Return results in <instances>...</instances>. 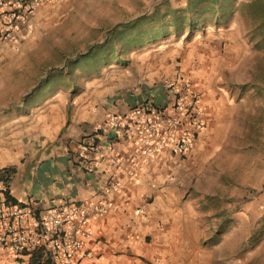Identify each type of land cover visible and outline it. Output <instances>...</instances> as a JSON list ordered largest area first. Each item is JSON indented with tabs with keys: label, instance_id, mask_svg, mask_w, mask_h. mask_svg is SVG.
Listing matches in <instances>:
<instances>
[{
	"label": "crops",
	"instance_id": "obj_1",
	"mask_svg": "<svg viewBox=\"0 0 264 264\" xmlns=\"http://www.w3.org/2000/svg\"><path fill=\"white\" fill-rule=\"evenodd\" d=\"M64 1L43 2L32 20V33L21 35L17 46L0 40V64L9 63L12 69L20 61L25 65L54 66L53 73L58 72L66 84L45 95L46 105L33 108L38 112L32 113L31 120L0 123V170L16 168L9 184L11 196L33 207L62 201H107L108 212L91 219L87 226L92 236L85 240V249L95 257L83 259L80 264H190L192 219L184 217L180 202L184 177L191 174L194 160L199 156L206 164L207 151L214 147L211 137L207 138L209 143L206 139L214 117L204 93L194 86L201 94L206 128L188 153L165 149L144 165L138 147L125 139L105 150L99 168L87 170L75 161L77 147L111 115L127 117L149 101L168 115H175L171 108L173 92L168 90L167 81L174 80L177 73L169 59L159 57L160 49L167 47L170 39L123 49L119 58L102 61L96 70L75 64L92 46L104 44L114 27L106 31L100 27V41L87 43L81 52L62 57L60 63L51 62L48 51L57 50L62 40L63 19L77 15L59 9L56 3ZM9 56L19 60L7 62ZM174 82L183 83L180 78ZM114 154L123 161V170L115 174L120 188L109 182L107 168ZM17 177L23 178L20 190L13 186ZM39 260L37 254L17 256L0 246V264H43Z\"/></svg>",
	"mask_w": 264,
	"mask_h": 264
},
{
	"label": "rangeland",
	"instance_id": "obj_2",
	"mask_svg": "<svg viewBox=\"0 0 264 264\" xmlns=\"http://www.w3.org/2000/svg\"><path fill=\"white\" fill-rule=\"evenodd\" d=\"M252 1L236 0L232 14L219 25L212 23L189 39L187 32L161 38L170 44L160 49L159 57L175 66V79L193 80L214 117L206 134L214 144L207 151L208 161L204 164L199 156L194 160L182 188L180 205L184 217L192 219L190 264H264V41L253 39L262 21L253 19L247 8L238 10V4ZM162 3L177 9L188 0L56 3L66 14L77 15L63 19L62 40L57 50L48 51L49 60L60 63L62 57L75 56L87 43L100 41V27L106 31L150 14ZM15 60L9 56L7 62ZM14 66L0 64V123L31 120L38 112L33 108L46 105L45 95L66 85L65 78L53 73L54 66L22 61ZM22 185L23 178L17 177L14 189Z\"/></svg>",
	"mask_w": 264,
	"mask_h": 264
},
{
	"label": "built area",
	"instance_id": "obj_3",
	"mask_svg": "<svg viewBox=\"0 0 264 264\" xmlns=\"http://www.w3.org/2000/svg\"><path fill=\"white\" fill-rule=\"evenodd\" d=\"M52 1L0 0V40L17 46L21 35L32 33V20L40 5ZM167 88L173 92L171 108L175 115H168L153 101L132 110L127 117L111 115L79 143L75 161L89 171L95 170L105 159V150L125 139H131L138 147L144 165L165 149L188 153L206 128L201 94L189 80L167 84ZM107 170L111 185L120 188V179L115 174L123 170L122 157L114 154ZM8 190L9 183L0 179V246L17 256L37 254L43 264H80L83 259L95 257L85 249V240L92 236L87 226L91 219L108 212L107 201H62L33 207L14 203L7 195Z\"/></svg>",
	"mask_w": 264,
	"mask_h": 264
},
{
	"label": "trees",
	"instance_id": "obj_4",
	"mask_svg": "<svg viewBox=\"0 0 264 264\" xmlns=\"http://www.w3.org/2000/svg\"><path fill=\"white\" fill-rule=\"evenodd\" d=\"M262 1L254 0L249 4L240 3L238 4L239 9L237 8L242 13H244L243 9L247 8L251 11L250 16L253 19L258 20L253 17L258 16L262 21L260 25L255 26L253 34V39L261 42L264 41V5L261 4ZM235 5L236 0H188L186 7L173 9L167 3H162L156 6L150 14L116 25L104 44L92 46L85 55L75 60V64L83 63L90 69L96 70L102 61L119 58L124 53L123 49L138 48L145 43L173 34L181 36L185 32H187L186 39H189L212 23L219 25L225 17L232 14ZM57 75L61 76L58 72ZM15 172L16 168L0 170V179L10 184ZM7 195L14 203H19L11 196L10 190Z\"/></svg>",
	"mask_w": 264,
	"mask_h": 264
}]
</instances>
